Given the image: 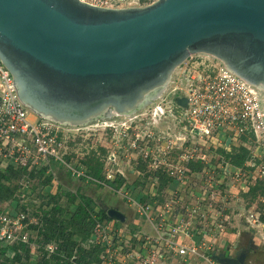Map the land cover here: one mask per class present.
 <instances>
[{
  "label": "water",
  "instance_id": "water-1",
  "mask_svg": "<svg viewBox=\"0 0 264 264\" xmlns=\"http://www.w3.org/2000/svg\"><path fill=\"white\" fill-rule=\"evenodd\" d=\"M198 54L264 91V0H158L125 9L0 0V59L22 104L56 124L140 111ZM107 215L125 221L115 209ZM214 259L245 264L246 255Z\"/></svg>",
  "mask_w": 264,
  "mask_h": 264
},
{
  "label": "built area",
  "instance_id": "built-area-1",
  "mask_svg": "<svg viewBox=\"0 0 264 264\" xmlns=\"http://www.w3.org/2000/svg\"><path fill=\"white\" fill-rule=\"evenodd\" d=\"M81 1L105 9L128 7L126 0ZM206 57L198 62H192L190 57L184 62L178 68L182 69L183 80L179 81L183 85L173 86L167 96L162 94L157 100L160 104L153 108V115L168 119L165 113L169 114L180 134L175 141L164 144L166 147L157 143L155 149L159 154L156 158L151 153L145 156L146 161L153 157L152 166H156L157 172L163 171L171 178L170 185L177 188L172 193L176 200L184 184L193 191L189 192L193 203H182L184 211L179 214L182 219L183 216L187 218L185 225L196 229L200 240L178 244L172 239L180 231L184 232L166 217L167 213L174 215L178 207L166 209L168 207L147 203L139 206V201L141 215L154 221L159 233H169L161 238L135 237L138 243L132 253L141 259V264H164L182 258L203 264H221L209 256V251L215 243L223 242L228 226L233 223L234 210L219 200L232 193L226 190L230 185L246 180L264 181V91L233 74L221 61ZM177 99H186L187 106H180ZM31 115L19 100L14 78L0 59V172L5 173L11 168L27 173L44 170L48 174L52 172V165H66L65 134L51 122H33ZM151 135L146 134L145 138L154 139ZM150 143L148 141V147ZM241 149L249 152L243 167L231 165L222 153ZM71 171L78 178L83 176L89 182L103 184L75 169ZM29 182L22 186L27 188ZM155 192L147 196L153 198ZM15 204L0 201V249H6L5 254L18 253L22 246H27L31 249L30 255H34L39 238L38 232L34 234L31 227L39 226V222L30 218L28 209L20 212ZM100 218L96 217L91 242L106 249L103 264H116V251L123 248L118 246L120 235L111 231L108 223L101 222ZM247 220L259 225L260 214L249 213ZM126 241L120 246H133L130 240ZM37 248H42L41 253H47L48 258L57 251L53 244L38 245Z\"/></svg>",
  "mask_w": 264,
  "mask_h": 264
},
{
  "label": "rangeland",
  "instance_id": "rangeland-1",
  "mask_svg": "<svg viewBox=\"0 0 264 264\" xmlns=\"http://www.w3.org/2000/svg\"><path fill=\"white\" fill-rule=\"evenodd\" d=\"M157 1L126 0L125 4H128L127 8L146 7ZM206 56L208 55H193L191 58L194 61L192 62H198L197 60L200 58L207 59ZM181 70L178 69L175 72L171 79V84L169 83L167 86L168 89L166 88L163 91V96H167L173 86L183 85V83L181 85V81L183 80L180 76ZM158 102H161V100ZM159 104L151 103L146 108L129 115L131 117L129 119L124 117L126 115H121L123 118L98 119L88 125L79 126L61 125L51 121V123L58 125L61 129L60 131L65 134L67 143L64 162L66 165H52V172L48 174L43 172L42 175H39L38 171H33L22 176H17L11 184L13 187H18V189L14 198L6 201V203L13 202L14 205L17 203V210L20 212L27 211L28 209L30 211V218L39 222V226L31 227L34 234L38 232V245H45L46 236L49 235V230L45 228L46 224H44L46 223L44 218L46 214L49 213L51 216L53 210L58 205L60 212L57 214V219H61L62 217L70 219L82 202L80 197H85V195L92 196V190L94 189L96 195L100 197L98 198L99 200L95 201V199L92 200V198L87 197L86 199L92 201L91 209L96 208V211H101L100 206H103L104 200L108 199L105 198L106 196H113V198L128 204H137L141 201L140 199H143L139 206L147 203L170 209L173 206L178 207L180 199H186V195L189 196V192H193L190 191L188 184H184L181 191L178 192L176 200L172 194L173 191H177L175 185H172L173 188L170 189V184H168L167 187L161 189L159 179H155L158 174L157 169L156 166H152L151 164L153 163V157L155 156L156 158L157 153L159 154V152H156L155 145L159 143L166 147L164 144L175 141V137H179L178 134H180V129L176 128V124L173 123V119L170 118L169 114L165 113L168 119H165L163 116L158 117L153 115V108ZM32 119L33 122H50L36 115ZM146 134H152L154 139L145 138ZM148 141L151 142L149 147ZM147 153L154 154L152 158L149 157V159H152L151 162L149 159L145 162ZM97 166L101 167V177L103 180L100 181H102V185L99 182H89L83 176L78 178L71 171V169H75L78 172L84 173L83 175L91 177L94 175V170ZM0 173L6 174L7 171ZM31 174L34 177H31ZM49 175L51 176V183L45 186L44 182H46L45 180ZM28 180L30 182L27 188L23 187L22 184ZM260 182L264 183V181L246 180L226 188L227 191H232V193L229 194L228 198H223L219 201L220 203H227L231 209H234L237 217H235L233 223L236 221L239 225L234 230V234L238 235L239 232L241 244L240 248H238L235 247L234 241V243L230 242L229 238L225 240L231 224L224 234L223 242L226 241V246H224L223 242L217 245L215 243L214 247L209 251L210 257L216 258L222 255L224 258L236 259L244 253L246 255L245 264H264V196L261 194L262 186L258 185ZM251 189H255V191L250 193ZM151 192L156 193L153 198L150 197ZM56 195H59L60 199L54 203L49 197ZM184 201L182 200L181 204ZM95 213L92 212L93 215ZM249 213L260 214V224L255 225V228H246L242 224L244 218L249 217ZM157 215L159 214L157 213ZM176 226L182 227L186 231L191 229V226L185 225L182 221L177 222ZM194 232L197 234L196 229H194ZM239 237L237 236L235 241ZM133 239L130 242V244H134L133 246H125L124 244L120 246L121 243L119 245L116 244L119 247H123L121 250L116 251V264L120 262L118 259L122 258V256L127 259L129 255H133L132 250L138 243L136 238ZM122 240L126 241L127 239L122 236L121 239L119 238V241L121 242ZM76 241H79V239L76 238ZM60 243L62 242L57 236L49 243L53 244L57 249V251L55 250L56 262L53 261L51 264H79L78 261L82 258V252L76 249L73 259L66 261L65 253L60 249ZM89 246L90 244L82 245L84 249L89 248ZM37 247L34 255H30L31 249L29 247L21 248V251L18 253L12 251L4 255L1 254L0 264L5 262L6 259L10 261L8 264H36L43 256V253H41L43 249H38ZM28 249L30 250L29 253L27 252ZM115 249L113 248V250ZM17 254L22 258L20 261H15ZM134 258L137 262H142L135 255Z\"/></svg>",
  "mask_w": 264,
  "mask_h": 264
},
{
  "label": "trees",
  "instance_id": "trees-1",
  "mask_svg": "<svg viewBox=\"0 0 264 264\" xmlns=\"http://www.w3.org/2000/svg\"><path fill=\"white\" fill-rule=\"evenodd\" d=\"M223 156L226 157L227 160L230 161L231 165L236 167H243L245 161L248 158L249 152L245 149L235 150L231 153L222 152ZM92 169V168H91ZM44 170L39 172V175H42ZM26 170H18L14 171L13 169H9L6 174L0 173V201L6 202L10 201L14 198L16 190L18 187L12 186V181L17 178L19 175L26 174ZM161 174V175H160ZM34 177L33 174L30 175ZM93 179L100 181L103 180L101 177V167L97 166L94 170V175L91 176ZM155 178L159 179L161 189L167 187L168 184L171 183V178L163 172H158ZM44 182L45 186H48L51 183V176L49 175L48 178ZM102 182V181H100ZM258 185L262 186V196H264V183H259ZM255 189H251L250 193H253ZM50 200L54 203L58 199H60L59 195L50 196ZM82 202L78 206L77 211L73 214L70 219H57V214L60 212V208L57 205L53 210L52 215L50 216L49 213L46 214L45 218V228L49 230V235L46 236L45 244H49L55 236H57L62 243H60V249L63 253H65V260H71L74 257L75 250H79L82 252V258L78 261L79 264H103L102 257L105 255L106 249L101 247V245H96V243H92V237L94 235V230L97 225L96 217L99 216L101 222H109L111 218L107 215L105 211H96V208L91 209L92 201L86 199V197H80ZM141 199L140 202H142ZM50 203V202H49ZM92 212H96L95 215ZM76 238L79 241H76ZM60 242V241H59ZM90 244L89 248L84 249L82 245ZM27 247V246H22ZM16 249V248H15ZM59 249V250H60ZM17 250V249H16ZM27 252L29 253L30 250L28 249ZM6 249H0V255L5 254ZM56 254L51 256L50 258L47 257V253H43L42 259H40L36 264H51L55 261ZM22 258L20 255L17 254L15 261H20ZM10 262L6 259L5 262L1 264H8ZM56 262V261H55Z\"/></svg>",
  "mask_w": 264,
  "mask_h": 264
},
{
  "label": "crops",
  "instance_id": "crops-1",
  "mask_svg": "<svg viewBox=\"0 0 264 264\" xmlns=\"http://www.w3.org/2000/svg\"><path fill=\"white\" fill-rule=\"evenodd\" d=\"M169 188L171 189L173 188V186L170 185ZM85 197L92 198V200L95 199V201H98L99 200L98 198H100L96 195L95 189L92 190V196L85 195ZM105 198H108V199L104 200L103 206H100V209L105 212H107L110 209H115L119 211L125 218V221L123 222L112 220V219L111 221L107 222L110 230L117 232L120 235V239L122 238V236H124L127 239L126 242H128V240L132 241L134 240L133 238L139 235L148 236L152 238H157V237L161 238V237H167V235L169 234L168 231L159 233L160 230L158 229L157 224L154 221H150L149 219L142 217L143 215L142 216L140 215L137 204H128L124 201H119L118 199L113 198V196L112 197L106 196ZM180 200L181 202L182 200H185L183 202L185 204L193 203L192 199H190L188 195H186V199H180ZM181 202H179L180 204L174 215H169L167 213V216H166L168 220L174 225V227L177 225L175 223L179 221H182L183 223L186 222V218L183 216V219H182V216L179 214L180 212L184 211ZM235 217H237V215L233 213V222L235 220ZM242 224L246 228H255V225L252 224V222H250L249 220H247V218H244V221ZM238 226L239 225L236 223V221L235 223H232L231 227L228 229L225 240L229 238L228 240L230 242H233V241L235 242V243L233 242L235 244V247L240 248L241 241H240L239 236L241 235L239 234V232H238V235L234 234V230L238 228ZM170 235H173V234L170 233ZM236 235L239 238L235 241V238H237ZM199 238L200 237L197 236V234H195L194 229L192 227L191 229L187 231L186 230H184V232L180 231L178 234H175L172 237V239L178 244L192 243L193 241L198 242ZM120 243H125V241L122 240ZM223 243H224V246H226V241H224ZM134 255L135 253L133 255L132 254L129 255L127 259L122 256V258L118 259L120 261L119 263L120 264H141V262L136 261V259L134 258ZM164 264H203V262L190 261V260H185L182 258V259H176V260H173V262L164 263Z\"/></svg>",
  "mask_w": 264,
  "mask_h": 264
},
{
  "label": "bare ground",
  "instance_id": "bare-ground-1",
  "mask_svg": "<svg viewBox=\"0 0 264 264\" xmlns=\"http://www.w3.org/2000/svg\"><path fill=\"white\" fill-rule=\"evenodd\" d=\"M171 84V83H170ZM171 87V86H170ZM168 89V88H167ZM157 106V105H156ZM146 110V109H145ZM34 116V115H33ZM33 116H30L31 117V119H32V117ZM123 118V116H120V115H114V116H110V117H108L107 119H115V118ZM125 118H127V119H129V118H131V117H129V116H124ZM33 120V119H32ZM46 120H48V121H50L51 122V120L50 119H48V118H46Z\"/></svg>",
  "mask_w": 264,
  "mask_h": 264
},
{
  "label": "flooded vegetation",
  "instance_id": "flooded-vegetation-1",
  "mask_svg": "<svg viewBox=\"0 0 264 264\" xmlns=\"http://www.w3.org/2000/svg\"><path fill=\"white\" fill-rule=\"evenodd\" d=\"M171 89H173V87H172ZM153 155H154V154H153ZM159 156H160V155H159ZM149 160H150V159H149ZM147 161H148V160H147ZM147 161H145V162H147ZM150 162H151V160H150ZM151 164H152V163H151ZM159 169H162V167L159 168ZM158 172H159V171H158ZM158 172H157V173H158ZM160 172H161V171H160Z\"/></svg>",
  "mask_w": 264,
  "mask_h": 264
}]
</instances>
